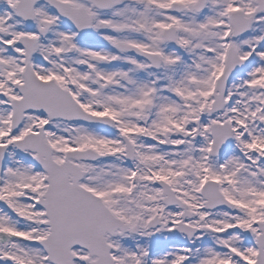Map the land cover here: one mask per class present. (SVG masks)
<instances>
[{
  "label": "snow or ice",
  "instance_id": "1",
  "mask_svg": "<svg viewBox=\"0 0 264 264\" xmlns=\"http://www.w3.org/2000/svg\"><path fill=\"white\" fill-rule=\"evenodd\" d=\"M0 264H264V0H0Z\"/></svg>",
  "mask_w": 264,
  "mask_h": 264
}]
</instances>
